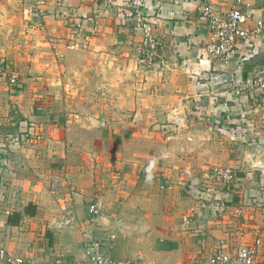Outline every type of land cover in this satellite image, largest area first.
<instances>
[{"label":"crops","instance_id":"1","mask_svg":"<svg viewBox=\"0 0 264 264\" xmlns=\"http://www.w3.org/2000/svg\"><path fill=\"white\" fill-rule=\"evenodd\" d=\"M127 1L0 0V60L19 74L12 88L0 72V264L1 249L31 264L83 260L93 202V233H116L104 248L114 258L210 264L220 245H250L264 259V90L237 97L207 80L262 71L264 35L224 63L205 51L200 8L225 13L236 0H145L165 42L144 66ZM242 7L250 25L264 16V0ZM24 123L34 139L14 143ZM216 166L237 180L212 196L200 175Z\"/></svg>","mask_w":264,"mask_h":264},{"label":"built area","instance_id":"2","mask_svg":"<svg viewBox=\"0 0 264 264\" xmlns=\"http://www.w3.org/2000/svg\"><path fill=\"white\" fill-rule=\"evenodd\" d=\"M44 5V1L35 3L36 11L41 16L46 11ZM127 5L132 9L143 32V41L139 47L140 63L150 67L160 57L165 36L158 35L154 22L144 16L142 8L145 0H128ZM200 18L210 26L205 46L207 55L219 58L224 63H230L236 58L242 41L264 35V16L257 19L254 25H250L251 14L242 7V0H236L232 8L225 13H220L210 3H203L200 8ZM5 67H9V64L1 60L0 71L5 70ZM7 73L9 84L13 88L17 87L19 74L11 71ZM207 80L214 89H229L237 97H242L258 90H264V69L246 78H239L227 70H215L209 72ZM236 178V168L233 166L212 167L200 175L202 185L212 196L216 195L221 187L235 183ZM53 189H56V184L53 185ZM89 213L90 218L87 219V223L90 229L84 233L83 260L74 264H133L130 260L117 259L105 252L104 248L111 247L112 241L116 238L113 230L106 231L103 235L93 233L92 225H96L99 216L103 214L102 205L96 202L91 203ZM74 221L73 217L66 219L68 224ZM1 255L5 257L8 264H31L28 259L11 255L5 249H1ZM57 264H62V262L59 261ZM210 264H264V259L257 257V246L242 245L229 250L224 245H220L211 257Z\"/></svg>","mask_w":264,"mask_h":264},{"label":"rangeland","instance_id":"3","mask_svg":"<svg viewBox=\"0 0 264 264\" xmlns=\"http://www.w3.org/2000/svg\"><path fill=\"white\" fill-rule=\"evenodd\" d=\"M0 62H1V60H0ZM6 69V71L5 70H1L0 72L3 74H7V72H16V73H18V71L16 70V69H12L11 67H5ZM9 86H11L12 88H13V86L12 85H10L9 84ZM15 87V86H14ZM31 125V126H30ZM30 126V127H29ZM29 126L26 124V123H24L23 125H20V131L18 132V135H20V136H14V138L16 139V140H14L13 142L14 143H19V144H23V145H26V144H28V142H31L30 140H32V139H34V135H35V133L37 132V127H36V123H34V124H29ZM42 125H41V123H40V129L42 130ZM96 127H99V126H97V125H95L94 127H93V129L92 130H94L95 131V133H93V135H95L96 136V138L98 137V132H97V130H96ZM40 130V131H41ZM91 130V129H90ZM91 130V131H92ZM26 133H28V134H30L31 136H29V138H30V140L28 141V140H26V137L25 136H23V134H26ZM90 135V134H89ZM101 136H103V134H101ZM22 138V139H24V140H19V138ZM87 140V139H86ZM93 140V139H92ZM100 141H102L103 142V140L101 139ZM67 142H70V140L68 141L67 140ZM79 142H83V141H79ZM64 222H66V218L64 219ZM66 224H68L67 222H66ZM93 228H94V225H93ZM92 228V229H93Z\"/></svg>","mask_w":264,"mask_h":264},{"label":"trees","instance_id":"4","mask_svg":"<svg viewBox=\"0 0 264 264\" xmlns=\"http://www.w3.org/2000/svg\"><path fill=\"white\" fill-rule=\"evenodd\" d=\"M29 206H30V205H29ZM29 206L27 207V211H28ZM11 221H12V220H11Z\"/></svg>","mask_w":264,"mask_h":264}]
</instances>
